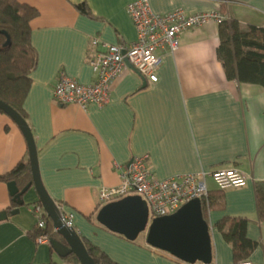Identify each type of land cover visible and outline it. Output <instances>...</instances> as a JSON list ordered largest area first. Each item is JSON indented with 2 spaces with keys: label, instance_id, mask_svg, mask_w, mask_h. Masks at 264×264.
Instances as JSON below:
<instances>
[{
  "label": "crops",
  "instance_id": "obj_1",
  "mask_svg": "<svg viewBox=\"0 0 264 264\" xmlns=\"http://www.w3.org/2000/svg\"><path fill=\"white\" fill-rule=\"evenodd\" d=\"M18 1L38 12L30 22L37 66L23 110L40 180L61 212L72 216V228L81 238L116 264H183L147 246L145 238L129 242L96 222L100 190L120 184V171L131 158L148 155L149 169L158 180L230 169L244 174L242 188L218 191L206 181L209 196L221 193L224 199V209L207 215L212 264L233 263L231 247L218 229L226 218L247 219V238L264 244V221L259 220L254 192L256 184H264V89L226 79L217 56L218 23L184 32L178 49L162 54L156 83L129 70L114 81L108 105L84 110L54 102L58 75L91 84V41L132 44L136 32L126 6L137 0ZM148 1L155 14L217 13L241 28L264 29V0ZM82 5L90 15L76 8ZM27 155L22 133L0 113V175ZM22 200L24 206L15 208L18 214L0 222V264H62L49 244H36L28 236L36 226L30 207L39 204L33 187ZM9 207L7 185L0 183V212ZM249 260L264 264L261 246Z\"/></svg>",
  "mask_w": 264,
  "mask_h": 264
},
{
  "label": "built area",
  "instance_id": "obj_2",
  "mask_svg": "<svg viewBox=\"0 0 264 264\" xmlns=\"http://www.w3.org/2000/svg\"><path fill=\"white\" fill-rule=\"evenodd\" d=\"M126 12L135 28V41L124 47L104 44L93 39L91 47L94 51L87 63L92 70L94 81L82 85L66 74L60 73L52 89V98L57 105H76L84 110L89 105L97 107L108 105L114 81L130 70L125 61L142 79L151 84L156 83V71L161 65L162 54L175 52L179 47L180 36L184 32L202 27L209 21L220 24L224 20L217 13L189 14L183 10L155 14L148 0L129 3ZM148 160V155L131 158L127 166L120 171V184L115 188L100 190L98 208L128 196H138L146 204L148 225H150L153 219L172 215L193 199L200 200L201 205L207 202L208 179L218 191L242 188L246 185L244 174L237 169L185 174L158 180L151 173ZM30 212L35 218L36 227L44 230L48 217L42 205L30 207ZM61 216L63 224L72 228V216L62 212ZM35 242L39 245L49 244L48 235L41 234ZM239 264L254 263L247 259Z\"/></svg>",
  "mask_w": 264,
  "mask_h": 264
},
{
  "label": "trees",
  "instance_id": "obj_3",
  "mask_svg": "<svg viewBox=\"0 0 264 264\" xmlns=\"http://www.w3.org/2000/svg\"><path fill=\"white\" fill-rule=\"evenodd\" d=\"M76 8L83 14L90 15L84 5ZM37 15L38 12L34 8L23 5L18 0H0V101L16 111L25 121L23 103L30 88V75L37 66V52L31 44L30 22ZM223 18L224 20L219 24L217 56L226 79L238 84L257 85L264 89V29L254 26L241 28L235 20ZM7 40H9L8 44H6ZM0 113L3 114L1 111ZM31 181L28 155L10 172L0 175V183L5 185L13 183L18 189V194ZM254 192L259 220L264 221V184H256ZM25 194L26 192L19 198L10 196V207L7 212L19 208L17 201H22ZM222 209H224V199L221 193L209 196L207 202L202 205L204 220L207 222L209 212ZM45 224L44 230L35 226L28 236L35 242L38 236L46 233L50 251L54 252L50 242H62V239L53 229L49 219H46ZM248 224L249 221L244 218H226L218 224L224 241L231 247L232 264H239L249 259L259 246L264 252V244L261 245L247 238ZM226 225L227 230L224 229ZM81 239L88 255L97 260V264H116L103 251ZM61 260L62 264H79L73 255ZM48 264L60 263L50 261Z\"/></svg>",
  "mask_w": 264,
  "mask_h": 264
},
{
  "label": "water",
  "instance_id": "obj_4",
  "mask_svg": "<svg viewBox=\"0 0 264 264\" xmlns=\"http://www.w3.org/2000/svg\"><path fill=\"white\" fill-rule=\"evenodd\" d=\"M8 43L9 40L6 44ZM125 62L127 67L134 71L128 62ZM0 111L14 122L26 141L32 177L31 183L20 194H18L16 186L9 183L7 185L9 195L19 198L20 195L33 187L53 229L62 239V242H50L54 253L60 258L73 255L79 264H97V260L88 255L77 232L63 224L58 205L48 196L42 186L38 170L37 150L30 127L16 111L1 101ZM17 204L21 207L23 200L17 201ZM16 214H18V209L11 212L2 211L0 212V222ZM96 222L109 232L119 235L129 242L136 241L144 233L147 246L164 252L180 262L212 264L210 227L203 218L202 205L198 199L184 204L172 215L153 219L148 225V211L145 202L138 196H128L100 208L96 214Z\"/></svg>",
  "mask_w": 264,
  "mask_h": 264
},
{
  "label": "rangeland",
  "instance_id": "obj_5",
  "mask_svg": "<svg viewBox=\"0 0 264 264\" xmlns=\"http://www.w3.org/2000/svg\"><path fill=\"white\" fill-rule=\"evenodd\" d=\"M144 238H145V234L143 233L140 235L139 239H144Z\"/></svg>",
  "mask_w": 264,
  "mask_h": 264
}]
</instances>
